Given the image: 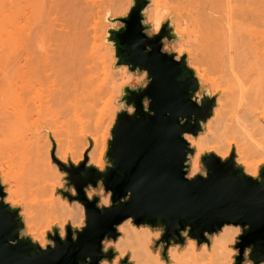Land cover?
Segmentation results:
<instances>
[{
	"label": "water",
	"instance_id": "95a60500",
	"mask_svg": "<svg viewBox=\"0 0 264 264\" xmlns=\"http://www.w3.org/2000/svg\"><path fill=\"white\" fill-rule=\"evenodd\" d=\"M149 0H134L128 16L108 18L121 23L111 29L108 42L115 48L117 65L131 73L146 72V88L124 89L122 103L134 112L117 115L106 152L107 167L99 171L88 166V156L79 166H67L53 154L60 170L68 175L67 188L76 196L62 193L70 203L78 202L85 210L81 230L66 227L62 238L58 228L48 234L53 246L42 248L25 229L20 209L5 202L0 178V264H102L112 261L113 249L104 251L106 240L116 242L119 226L131 220L136 227L162 230L155 250L162 245V257L171 246H184L188 239L198 246L210 245L208 237L219 234L225 226L242 231L235 248L236 264L248 259L264 264V167L259 177L245 173L236 164L235 151L227 160L214 153L201 162L206 175L188 178L189 160L195 150L185 139L198 137L213 117L217 98L206 90L200 96L201 83L188 66L187 56L164 52L165 41L178 39L170 22L158 34H147L145 11ZM104 187L111 205L100 207V198L89 199V187ZM250 251L248 258L245 257ZM121 264H130L129 257Z\"/></svg>",
	"mask_w": 264,
	"mask_h": 264
},
{
	"label": "bare ground",
	"instance_id": "6f19581e",
	"mask_svg": "<svg viewBox=\"0 0 264 264\" xmlns=\"http://www.w3.org/2000/svg\"><path fill=\"white\" fill-rule=\"evenodd\" d=\"M10 1L0 2L3 22L7 20L6 13L11 7L22 5L17 0ZM91 1L24 0L32 21L28 48L13 49L17 41L12 39L0 41V94L7 97L0 96V100H12L13 103L7 101L5 104L6 101L1 100L4 104L0 105H5L3 108L0 106L2 122L18 128L22 145L33 147L31 178L36 192L43 195L39 203L42 214L48 219L58 215L72 224L84 217L85 210L78 203L69 205L56 197L57 188L52 187L50 182L61 173L50 160V141L42 134V129H56L61 121L59 115L63 113L69 117L74 114L78 104L87 96L98 92L99 97L113 98L120 90L121 85L114 79L96 85L99 58L91 47L89 35L97 15L91 13V7L96 8ZM171 1L173 8L181 13L180 20L175 24L176 31L180 28L189 31L191 39L197 43L196 48L219 61L213 69L218 70L219 67L222 81L213 82L207 67L198 76L203 84L208 78L213 90L220 93L218 106L208 123L210 132L205 134L207 140L235 147L238 152L246 150L263 154L264 0ZM111 5L113 9L114 4ZM24 18L27 19V14ZM201 61L207 65L204 60ZM218 76L215 75V79ZM63 117L61 115L60 119ZM200 140L191 138L189 142L196 148ZM197 148L200 149L199 146ZM198 169L199 163L195 159L192 161V173H197ZM7 201L15 202L11 195ZM101 201L108 204L110 197H103ZM25 223L27 226L26 219ZM118 230L122 238L117 248L130 253L135 264H167L159 252L152 250L158 234L135 227L129 221L119 226ZM235 236V229L227 227L214 239L212 245L216 258L213 260L209 259L205 248L199 251L195 242L189 243L182 252L171 248L169 259L171 264H230L233 252L230 246Z\"/></svg>",
	"mask_w": 264,
	"mask_h": 264
},
{
	"label": "rangeland",
	"instance_id": "374dc122",
	"mask_svg": "<svg viewBox=\"0 0 264 264\" xmlns=\"http://www.w3.org/2000/svg\"><path fill=\"white\" fill-rule=\"evenodd\" d=\"M4 1L5 0H2V2ZM6 1L9 2L10 0ZM17 1L18 4L22 5L11 7L10 10L6 13V16H8L6 21L3 22L2 17H0V41L2 39L16 40L17 45H15L13 49L21 50L28 48V36L30 34L32 21L29 20L30 10L28 7H25L24 0ZM92 1L94 2V5L91 3ZM92 1L89 3H91L94 8L96 5V8L93 9V7H91V13H96L95 15L97 16L95 17L93 15L96 20L94 19V26L90 27L91 33L89 35V40L91 43V47L95 49V55L100 59V61L99 59H97V61L99 62V64L97 65V74L99 80L96 85H101L104 82H107L109 79H114L116 80L117 84L121 85V87L113 98L103 95L99 97L98 92L94 93V95L87 96L78 104V109L74 114L69 115V117H67L63 113L59 115L60 118L61 115L62 117H65H63L62 119L58 117L61 121H59L60 124L56 129H52L51 127L42 129V134H44V136L50 141L48 149L50 150V160L53 165H56L59 168V170L60 167L56 162H54L53 154H55L57 160L62 164L68 166L71 163L76 167L84 161V157L87 154L89 159L88 166H94L99 171H105L107 167L106 152L108 149V142L111 139V132L115 125L117 115L123 110H127L130 113L134 112L133 108H128L124 103H122L124 89L127 87H130L132 89L146 88L149 84L148 75L146 72L131 73L128 67L117 65L118 60L116 58L115 48L112 43L108 42V32L111 29L119 30L122 27V24H112L108 22L107 19H120L128 16L134 6V0ZM149 1L151 2V4L145 11L144 24L146 26L152 27V29L148 30L147 34L150 37L158 34L161 26L167 22H170L171 26L174 28L176 35L178 36V39L172 42L165 41L164 52L169 54H176L178 60L186 55L188 66L195 71L197 78L199 75L203 74L204 67H207V69L210 70L213 82H217L218 79L219 82L222 81L220 80V77L222 76H220V73H218L219 67L218 70H215L216 68L213 69L216 62H219L218 59L216 60V57L209 53H207L209 54L207 56L206 53L198 50L195 45L197 43L194 42L193 39H191L189 31H186L184 28H180L178 31H176L175 24L180 20L181 13L173 8L174 6L172 1ZM111 4H114L113 9ZM98 5L101 7V9L100 7H98ZM93 10L96 11L93 12ZM25 14H27V19L24 18ZM16 20H18L17 23ZM201 52L202 54H200ZM209 58H212V61H210ZM201 59L204 60V62L207 64L206 66L202 63L203 61H201ZM208 62H210V64H208ZM103 63H105V65ZM217 65H219V63ZM212 72L216 73L213 74ZM215 75L216 77L219 75L218 78L215 79ZM198 80L201 83L200 78H198ZM204 82L205 84L201 83L200 96H202L204 91L207 90L211 97L218 98L220 96V93L213 90V87L210 85L209 79L206 78ZM211 89L213 90V92ZM0 96L1 98H7L4 94V97H2L1 94ZM5 99L1 100L4 101ZM1 100L0 103L4 104L3 102H1ZM5 101V104L9 102L8 100ZM11 101L9 103L13 104L11 103ZM4 106L5 105L1 107L3 108ZM10 108L9 110L12 109ZM1 110L0 113L2 112ZM209 121L204 125V131L198 137H193L192 135L185 136V139L189 144L191 138L196 139L197 141L201 139L200 143L196 144L200 147V149H198L197 146H195L196 148H194L190 144V147L195 150V154L194 156L190 157L189 160L188 178L191 179L199 175H206V169L201 162V157L205 154L214 153L222 160H227L230 158L233 151H235L236 154V164L240 167H243L247 175L258 178L261 168L264 167V153L255 154L246 150L238 152L235 147L218 144L207 140L208 138L205 136V134L208 135L210 132V130H208ZM32 148V146L29 147L27 145H22L18 128H16L13 124H4L2 122L0 114V178L2 186L4 187V192L6 193L5 202L14 209H20V216L23 218L25 224V229L23 230L22 235L30 237L34 242L39 243L42 248H45L48 245L53 246V243L48 240L47 236L49 233H53L54 228H58L60 230L61 237L65 238L66 227L68 225H72V228L74 230H81L85 226L86 216L84 213V217L78 223L72 224L66 218H60L58 215H53L50 219H48L46 215L42 214L39 203L42 201L41 198H43V195L40 192H36V188L32 185V161L34 160L35 154ZM195 159L198 160L199 169L197 173H192V161ZM60 173L61 176L54 178V180L50 182L53 185L52 187L56 186L57 188V190L55 191L56 197L60 198L64 202H67L69 205L78 203L76 201L70 203L66 198L63 197V192L69 193L72 196H76V192L73 187L67 188L68 182L66 178L68 177V175L61 170ZM86 192L88 198L91 200L96 197L100 198V207H109L111 205L110 201L108 204H104L101 201L103 197H110V195L105 192L104 187L101 184L97 188L89 187ZM10 195L15 202L12 203L11 201H7L8 196ZM25 219L27 220V226L25 223ZM128 221L132 223L131 220ZM227 227L234 228L236 231L234 243L230 246L231 252L233 251L230 255V259H232L230 264H236L235 258L239 255V251L235 248V246L238 242L239 236H241L242 234V231L239 227H224L219 234L208 237L210 240V245L203 244L202 246H198L196 241L188 239L184 246H171L167 252L166 258L162 257V245H160L157 250H155V244L161 239V236L163 234L162 230H152L149 227L138 228H146L151 230L154 234L159 235V238L154 239L153 241L152 250L155 253L159 252L161 259L164 260L167 264H171L172 262L169 259V252L171 248H178V250L182 252L191 242L196 243L199 251L205 248L207 253L209 254V259L213 260L214 258H216V253L212 245L213 241L216 237H219L225 231V229H227ZM27 230H29L30 232L27 233ZM121 238L122 234L120 233V236L116 242L112 240H106L103 243L105 252L113 249L116 254L115 258L112 261L105 260L103 262H108L109 264H121L122 260H124L126 257H129V263L135 264L130 258V253H124L121 248H117ZM249 253L250 251H247L245 255L246 258H248ZM244 264L253 263L247 259Z\"/></svg>",
	"mask_w": 264,
	"mask_h": 264
}]
</instances>
